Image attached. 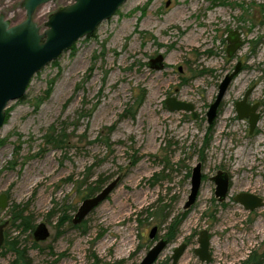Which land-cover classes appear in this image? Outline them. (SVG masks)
Wrapping results in <instances>:
<instances>
[{
    "label": "rangeland",
    "instance_id": "1",
    "mask_svg": "<svg viewBox=\"0 0 264 264\" xmlns=\"http://www.w3.org/2000/svg\"><path fill=\"white\" fill-rule=\"evenodd\" d=\"M23 1L0 0V14L12 25L22 22ZM74 1L43 4L34 20L44 30L52 13ZM233 31L243 45L229 57ZM158 54L166 58L163 70L148 65ZM238 62L242 68L210 126V104ZM249 88L248 103H260L253 133L236 111ZM171 96L193 103L197 117L170 110ZM6 113L0 194H8L9 205L0 223L9 221L7 239L27 248L31 264H139L162 238L169 243L155 264H172L182 243L179 264H242L254 253L264 264V207L249 211L234 200L240 192L264 198V0H127L39 71ZM198 163L202 184L185 209ZM219 170L231 178L222 202L211 179ZM119 176L108 199L74 225L89 189L100 181L97 193ZM22 208L31 229L14 219ZM42 222L50 237L35 247ZM203 229L211 235L210 263L195 253ZM14 258L1 247L0 264Z\"/></svg>",
    "mask_w": 264,
    "mask_h": 264
},
{
    "label": "water",
    "instance_id": "2",
    "mask_svg": "<svg viewBox=\"0 0 264 264\" xmlns=\"http://www.w3.org/2000/svg\"><path fill=\"white\" fill-rule=\"evenodd\" d=\"M51 1L55 0H24L22 5L26 10V18L16 25H12L4 15L0 14V131L5 124L8 104L25 96L32 78L48 64L59 59L80 39L92 35L98 26L113 17L127 0H75L52 13L46 23V28L42 30L41 26L34 20V14L38 7ZM169 4L170 1L166 5ZM227 40L229 42L227 55L232 57L243 45V41L236 31L231 32ZM165 60L163 54H158L148 61V65L153 69L163 70L166 67ZM241 68L242 62H238L235 69L227 74L220 83L218 94L207 112L210 126L214 124L224 96ZM179 71H181V67H179ZM252 90L253 88H249L243 99L236 102L238 117L249 120L250 133L254 132L260 120V113L258 112L260 103H248ZM165 104L172 111H189L193 118L197 117L193 103L171 96L165 100ZM211 179L216 184V198L220 202L226 200L231 188L229 173L219 170ZM120 180V176L116 177L100 191L85 198L73 218V224L82 223L93 210L106 201ZM201 184L202 164L198 163L192 169L191 192L185 203V209L190 208L195 203ZM234 200L249 211L264 207V198L250 192L237 193ZM8 205V194L1 193L0 211L6 210ZM8 224V220L0 223V249L5 242V230ZM157 231L158 228L154 227L149 236L155 238ZM33 237L37 242L47 240L50 237L47 224L39 223L33 232ZM198 242L199 247L195 249L196 255L200 260L210 263L212 261L211 235L207 229L200 232ZM168 243L166 238L158 240L139 264H155ZM186 249V243H182L174 249L171 256L172 264H179V260Z\"/></svg>",
    "mask_w": 264,
    "mask_h": 264
},
{
    "label": "trees",
    "instance_id": "3",
    "mask_svg": "<svg viewBox=\"0 0 264 264\" xmlns=\"http://www.w3.org/2000/svg\"><path fill=\"white\" fill-rule=\"evenodd\" d=\"M142 102H143L142 99L138 100L137 107ZM52 132L53 133L55 132V129L54 128H52ZM51 135L52 136L50 138V141H56V138L53 136V134H51ZM59 142L60 141L57 140V144L56 145H59ZM99 183H101V182L100 181L97 182V185L96 186L91 187L89 189V196H92V195L95 194L94 192L96 190H98V188L100 187V184ZM24 212H25V208H22V209H20V210H18L16 212H14V219L15 220L21 219L22 225L25 226V230H28V229H31L33 226L30 223L29 216H25L24 215ZM67 220H69V218L67 216H64V218L61 221L64 223ZM178 222L179 221H177L176 223L178 224ZM175 226H176V224H173V228L174 229H175ZM38 245H39L38 242H34V246L35 247L38 246ZM3 246H4V248H8V250L9 251H12L14 253V255H15V258L12 261L11 264H31L32 263V259H31L30 255H29V252H28L27 248L26 247H22L20 245V242H18L17 240H15V241H9L7 239V233L6 232H5V242H4ZM98 262H99V260L96 261V264ZM242 264H263V260L261 259V256L260 255L254 253V254H251L248 259H246L245 261H243Z\"/></svg>",
    "mask_w": 264,
    "mask_h": 264
},
{
    "label": "bare ground",
    "instance_id": "4",
    "mask_svg": "<svg viewBox=\"0 0 264 264\" xmlns=\"http://www.w3.org/2000/svg\"><path fill=\"white\" fill-rule=\"evenodd\" d=\"M180 13L183 14V11H180ZM191 41H192V43H195V42L198 41V38L196 37V34L195 35H192ZM248 156H249V154H248Z\"/></svg>",
    "mask_w": 264,
    "mask_h": 264
},
{
    "label": "flooded vegetation",
    "instance_id": "5",
    "mask_svg": "<svg viewBox=\"0 0 264 264\" xmlns=\"http://www.w3.org/2000/svg\"><path fill=\"white\" fill-rule=\"evenodd\" d=\"M9 225V224H8ZM8 227V226H7ZM5 232H6V230H5Z\"/></svg>",
    "mask_w": 264,
    "mask_h": 264
}]
</instances>
